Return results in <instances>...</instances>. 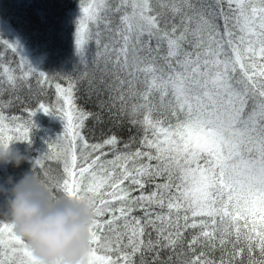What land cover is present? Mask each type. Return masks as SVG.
Returning a JSON list of instances; mask_svg holds the SVG:
<instances>
[{"label":"snow or ice","instance_id":"snow-or-ice-1","mask_svg":"<svg viewBox=\"0 0 264 264\" xmlns=\"http://www.w3.org/2000/svg\"><path fill=\"white\" fill-rule=\"evenodd\" d=\"M74 42L84 76L100 60L111 68L108 102L97 104L109 111L107 134L92 142L95 127L85 132L100 117L76 103L75 75H56L62 86L0 40L19 57L21 76L0 62L10 88L30 92L35 77L55 82L56 96L45 103L41 87L24 121L5 111L18 94L0 100V147L30 143L37 112L63 122L32 173L52 200L90 199L83 264H246V253L264 264V0H89ZM53 157L63 178L47 183L39 173ZM0 264H39L9 219Z\"/></svg>","mask_w":264,"mask_h":264},{"label":"trees","instance_id":"trees-1","mask_svg":"<svg viewBox=\"0 0 264 264\" xmlns=\"http://www.w3.org/2000/svg\"><path fill=\"white\" fill-rule=\"evenodd\" d=\"M82 2L87 3L89 0H0V14L7 18L12 27L18 29L30 54L37 56V63L33 68L50 76L75 75L76 103L100 117L99 122L94 118L86 121L85 132L88 133L95 127V138L90 137V139L92 142H96L101 140L102 133L107 134L111 127V117L107 107L101 110L97 104L100 101L108 102V91L101 84V80L110 81L112 76L110 75L111 68L106 70L103 60L98 62V66L89 69L88 76L83 75L82 67L77 71L80 67V56L75 49L74 34ZM104 39L107 42L109 38L105 35ZM95 47L94 42L90 43L92 50L89 53L90 56L95 52ZM13 60L14 57L10 51L5 55L4 51L0 49V62L11 64L10 74L21 76L16 74V71H20L19 57H15V63ZM12 69L15 71L13 72ZM60 76H56V79L66 87V81ZM30 84V92L27 90V83L18 84L16 89L10 88L7 77L4 76L2 67H0V100L7 101L10 97L15 99L17 94L20 96L21 102L24 97L29 98L28 102L23 103V106H21V102H17L13 107L6 109V114L20 117L21 121L26 120L27 114L24 109L35 107L36 94L40 93L41 87H43V93L40 94L39 99L45 103L55 102V82L49 88L47 84L43 86L37 84L36 78L31 77ZM33 120L36 127L31 129L30 143L12 142L9 144L10 148L18 150L26 159L18 167H14L12 164L0 165V184H3L9 177L14 183L23 178L25 174L32 173L34 160L42 156L47 149L46 141L54 140L63 131V122L57 116L37 112ZM113 131L119 130L113 129ZM120 135L122 138H126L127 133L120 132ZM111 158L109 155L108 159ZM44 173L47 175L45 176ZM62 178V164L57 162L55 157L46 161L39 173V179L47 183H54ZM2 202L3 197H0V204ZM0 219H8L4 215L3 209H0ZM218 255L219 253H217ZM255 255L259 259L258 251ZM245 262L247 264V253Z\"/></svg>","mask_w":264,"mask_h":264},{"label":"clouds","instance_id":"clouds-1","mask_svg":"<svg viewBox=\"0 0 264 264\" xmlns=\"http://www.w3.org/2000/svg\"><path fill=\"white\" fill-rule=\"evenodd\" d=\"M26 157L18 150L0 147V165L18 167ZM0 209L25 239L39 264H83L88 253L91 201L60 197L52 200L33 174L0 184Z\"/></svg>","mask_w":264,"mask_h":264},{"label":"rangeland","instance_id":"rangeland-1","mask_svg":"<svg viewBox=\"0 0 264 264\" xmlns=\"http://www.w3.org/2000/svg\"><path fill=\"white\" fill-rule=\"evenodd\" d=\"M23 39L18 29L12 27L7 18L0 14V40L10 41V43L15 42L18 45L19 54L26 58L32 67H35L38 58L35 54H30V50L25 45ZM16 74L22 75L21 69L19 72L16 71Z\"/></svg>","mask_w":264,"mask_h":264}]
</instances>
